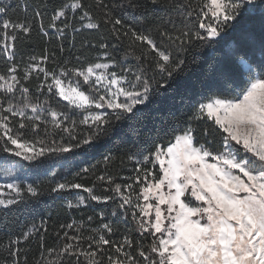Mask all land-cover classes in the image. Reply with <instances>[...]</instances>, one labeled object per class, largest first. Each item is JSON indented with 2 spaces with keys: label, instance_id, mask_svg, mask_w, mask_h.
Returning <instances> with one entry per match:
<instances>
[{
  "label": "snow or ice",
  "instance_id": "1",
  "mask_svg": "<svg viewBox=\"0 0 264 264\" xmlns=\"http://www.w3.org/2000/svg\"><path fill=\"white\" fill-rule=\"evenodd\" d=\"M229 30L243 72L225 65L146 154L78 167ZM117 161L134 164L122 182ZM0 180V264H264V0H0ZM45 196L67 215L104 207L17 233Z\"/></svg>",
  "mask_w": 264,
  "mask_h": 264
},
{
  "label": "trees",
  "instance_id": "2",
  "mask_svg": "<svg viewBox=\"0 0 264 264\" xmlns=\"http://www.w3.org/2000/svg\"><path fill=\"white\" fill-rule=\"evenodd\" d=\"M5 3L16 6L17 0H4ZM40 0H28L29 4H35ZM17 9V13H19ZM258 31V27H257ZM79 39V38H78ZM66 43V42H65ZM239 34L229 30L228 33L220 40V43L213 47H204L200 50H194L187 57L188 65L185 72L178 76L173 82V88L164 92L163 95L153 98V102L144 109V119L139 122L129 124L124 122L118 125L113 132L111 138H105V143L98 151L93 152L87 157H79L78 167H84L89 164L96 163L97 160L102 159L103 154L107 153L109 149L117 155L121 148L128 152L136 154L138 157L146 154L151 149L153 142H158V138L163 137L165 140L169 139L173 130L180 128V123L173 119V115L177 117H184L191 113L193 106L210 95L212 92L218 90L222 85L219 73L225 65L231 69H239L244 71V66L235 56H231L233 46H238ZM45 46V41L36 33H33L31 41L28 43V51L39 53ZM251 62V57H247ZM260 59V53L257 49L255 52V60ZM183 123V119L181 120ZM134 164L125 161L123 165L117 163L110 167L109 171L117 175V181L122 182L121 177L131 176ZM77 170L76 167L72 171ZM57 179H71L70 172L63 169H57ZM90 184V180L83 181ZM98 192L103 189L98 188ZM86 195V194H84ZM71 198V197H69ZM103 205H96L92 202L89 206L83 207L81 210H73L71 215H67L59 210L57 201L51 197L45 196L42 198V203L38 206L35 212H22L19 215V222L12 225L14 230L19 233L23 226L31 223H39L41 216L47 218L48 212L51 211L55 216L59 212V222H68L71 219H85L88 215H94V210H99ZM111 210V204L107 206ZM52 224L49 223L51 229ZM3 234L2 225H0V235ZM48 243H53L52 239H48Z\"/></svg>",
  "mask_w": 264,
  "mask_h": 264
},
{
  "label": "rangeland",
  "instance_id": "3",
  "mask_svg": "<svg viewBox=\"0 0 264 264\" xmlns=\"http://www.w3.org/2000/svg\"><path fill=\"white\" fill-rule=\"evenodd\" d=\"M0 182H3L2 180H0Z\"/></svg>",
  "mask_w": 264,
  "mask_h": 264
}]
</instances>
